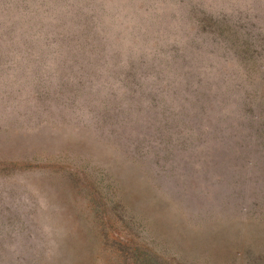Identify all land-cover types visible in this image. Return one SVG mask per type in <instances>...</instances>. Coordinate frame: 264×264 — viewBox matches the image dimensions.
Segmentation results:
<instances>
[{
  "label": "rangeland",
  "instance_id": "1",
  "mask_svg": "<svg viewBox=\"0 0 264 264\" xmlns=\"http://www.w3.org/2000/svg\"><path fill=\"white\" fill-rule=\"evenodd\" d=\"M0 264H264V0H0Z\"/></svg>",
  "mask_w": 264,
  "mask_h": 264
}]
</instances>
